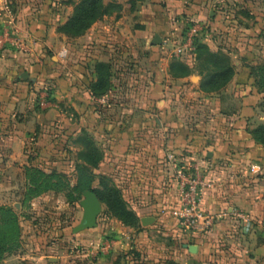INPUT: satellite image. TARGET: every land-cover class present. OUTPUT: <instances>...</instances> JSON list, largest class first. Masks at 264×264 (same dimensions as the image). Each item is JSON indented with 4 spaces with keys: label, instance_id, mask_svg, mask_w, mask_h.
Returning <instances> with one entry per match:
<instances>
[{
    "label": "crops",
    "instance_id": "obj_1",
    "mask_svg": "<svg viewBox=\"0 0 264 264\" xmlns=\"http://www.w3.org/2000/svg\"><path fill=\"white\" fill-rule=\"evenodd\" d=\"M143 1L135 0L129 8L119 2L123 15H137L134 31L125 34L121 29L124 17H104L112 19L110 25L115 27L95 23L71 46H62L56 57L61 63H74L58 72L56 80L62 88L71 87L66 93L62 91V97L70 100L72 127L77 133L83 129L90 132L92 127L101 130L104 155L98 167H103L102 175L120 190L127 209L138 220L132 228L108 214L106 226L98 225L93 234L103 232L117 240L109 254L93 264H112L118 252L125 255L133 250L135 264H264V148L251 135L258 125H264V115L258 112L262 107L261 92L256 89L258 70L248 63V56L223 51L208 37L202 41L209 52H222L230 59L233 76L219 90L200 89L203 75L193 52L186 60L163 56L149 70L138 68L145 73L139 82L146 92L134 99L124 95L115 101L111 91L117 90L116 79L110 76L109 90L103 97L96 99L88 87L97 80V64L103 63L113 72L110 59L114 45L138 39L145 41L144 51H148L154 36L168 29L163 14L152 11L153 1L147 14L138 16L135 4ZM165 1L170 14L178 13L185 4L183 0ZM62 51L64 56H60ZM31 57L34 54L15 52L5 54L1 61L0 75L7 73L0 81L1 167L8 163L7 158L12 159V165L22 166L29 153L26 139L31 133L46 134L49 121L56 116L59 129L65 127L62 123L69 124L62 113L52 117L33 108L29 73L42 64ZM171 64L181 65L185 71H177ZM23 73L28 82L20 78ZM192 80L197 82L192 84ZM175 88L184 91L182 101L174 96ZM171 160L205 163L200 209L216 218L209 233L198 235L179 227L176 179L168 164ZM237 214L245 217L246 228ZM146 218L153 222L143 226L141 220ZM133 230L136 234L130 235ZM44 253L30 254L31 260L25 264H47Z\"/></svg>",
    "mask_w": 264,
    "mask_h": 264
},
{
    "label": "rangeland",
    "instance_id": "obj_2",
    "mask_svg": "<svg viewBox=\"0 0 264 264\" xmlns=\"http://www.w3.org/2000/svg\"><path fill=\"white\" fill-rule=\"evenodd\" d=\"M152 1V11L157 10V13L163 14L168 22V29L158 35L161 44L148 51H144L147 47L145 41L138 39L114 45L110 59L113 72L107 71L112 80L116 79L117 90L111 91L114 100L120 101L124 95L129 99L144 95L142 92L146 91L141 89L139 78L142 80L145 73H140L138 68L149 70L160 63L159 58L163 56L169 60H186L194 51L193 40L202 42L208 37L223 51L248 56V63L258 70L259 83L256 89L261 92L262 100V107L258 112L264 115V75L261 73V68L264 69V0H183L185 4L174 14L166 11L165 0H144L135 4L139 17H143L144 12L147 14ZM80 2L81 0H0V65H3L1 61L5 54H34L35 57H31L33 61L41 62L42 65L29 73L32 81L29 82L28 92L32 93L33 108L49 113L52 117L62 113L69 120V124L62 123L65 127L59 129V118L56 116L55 120L49 121L46 134L40 137L31 133L25 141L29 153L22 166L20 163L12 165L10 158H7L5 167L0 166V206L11 209L21 231L19 248L10 256L4 257L0 264H25V261L31 260L29 255L34 252H45L44 261L47 264H93L100 256L109 254L111 245L117 240L103 232L93 234L98 225L106 226L107 212L101 202L96 227L73 233L82 217L79 206L83 199L82 189L96 188V191L102 192V184L107 189L111 185L109 179L102 175L103 167H98L103 162L104 155L102 150L105 139L101 130L99 132L93 127L90 132L83 129L77 133L74 130L70 100L62 97V91L66 93L70 86L62 88L56 84L58 72L66 67L71 68L74 64L72 60L61 63L56 57L62 46H71L78 38L68 35L64 26L73 17ZM100 2L109 15H102L88 29L95 23L101 22L107 26L113 18L124 17L126 19L121 29H124L125 34L134 31L137 15H123V7L119 2L129 8L131 4L134 6L135 0ZM133 6L130 9L133 10ZM109 27H115L114 23ZM87 30L79 37L85 35ZM187 43H190V48L187 47L179 56L173 54L176 47ZM121 72L122 75H117ZM6 74L0 75V81L3 78L1 76ZM24 81L28 82V79ZM196 82L191 81L192 84ZM173 92L181 101L186 97L181 89L175 88ZM101 97L95 96L96 99ZM96 161L99 162L95 168L92 165H96ZM134 231L136 230L130 235H135ZM130 241L134 242L135 238ZM118 253L113 263L119 261V264H135L134 250L129 251L127 256Z\"/></svg>",
    "mask_w": 264,
    "mask_h": 264
},
{
    "label": "trees",
    "instance_id": "obj_3",
    "mask_svg": "<svg viewBox=\"0 0 264 264\" xmlns=\"http://www.w3.org/2000/svg\"><path fill=\"white\" fill-rule=\"evenodd\" d=\"M102 15L105 16L109 14L107 10L101 6L100 0H81L74 10L73 17L65 24L64 31L68 35L79 37L85 29L87 30L88 27ZM192 45L194 48L193 53L197 61L198 72L200 75H203L200 82V89L208 91L223 88L233 76V69L229 57L222 52H209L208 48L197 39L193 40ZM171 67H174L180 72L185 71V68L181 65L171 64ZM108 70L109 68L105 64H97L96 66L97 80L91 87V92L97 97L103 96V93L109 90ZM261 73L264 75L262 70ZM262 79L264 82V76ZM251 135L264 148V125H258L251 132ZM91 151L95 152L94 150ZM98 162L96 161L97 164L95 163L96 165L92 166L96 168ZM97 183L100 185V182ZM78 184L80 183L78 182ZM109 184L111 185L108 189L105 187V184L101 185L103 190L105 188L102 192L96 191V188L89 187L83 188L82 191L93 192L105 206L107 215L113 216L126 226L136 228L138 220L135 215L127 209L122 200L120 190L111 182ZM20 238L21 231L17 217L10 208L0 206V261L3 260L4 257L13 254L19 248ZM128 254L130 253L125 255L127 256ZM118 262L119 261L113 264H119Z\"/></svg>",
    "mask_w": 264,
    "mask_h": 264
},
{
    "label": "built area",
    "instance_id": "obj_4",
    "mask_svg": "<svg viewBox=\"0 0 264 264\" xmlns=\"http://www.w3.org/2000/svg\"><path fill=\"white\" fill-rule=\"evenodd\" d=\"M187 47L190 48V43L176 47L173 54L179 56ZM60 56H64V51L60 52ZM168 164L171 166L176 179L179 204L176 218L179 227L198 235L209 233L215 224L216 218L214 215L206 214L200 209L204 189L205 163L189 162L183 164L171 160ZM236 217L242 221L245 228L248 226L244 216L237 214Z\"/></svg>",
    "mask_w": 264,
    "mask_h": 264
},
{
    "label": "water",
    "instance_id": "obj_5",
    "mask_svg": "<svg viewBox=\"0 0 264 264\" xmlns=\"http://www.w3.org/2000/svg\"><path fill=\"white\" fill-rule=\"evenodd\" d=\"M161 44V40L157 35L154 36L151 46H157ZM22 80H27L28 75L23 73L20 75ZM83 199L79 203V206L82 209V217L79 222V225L73 230V233L92 229L96 227L97 217L101 212V203L97 196L91 191H85L82 194ZM153 222L152 218H146L141 220L143 226H148Z\"/></svg>",
    "mask_w": 264,
    "mask_h": 264
}]
</instances>
